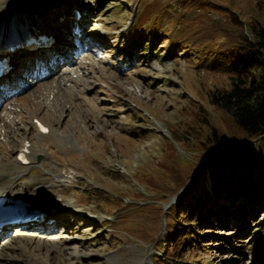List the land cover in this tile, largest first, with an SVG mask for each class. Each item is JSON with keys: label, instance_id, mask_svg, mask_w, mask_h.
I'll return each instance as SVG.
<instances>
[{"label": "rangeland", "instance_id": "obj_1", "mask_svg": "<svg viewBox=\"0 0 264 264\" xmlns=\"http://www.w3.org/2000/svg\"><path fill=\"white\" fill-rule=\"evenodd\" d=\"M206 1L212 4L209 10H184L177 0L31 3L30 16L57 42L15 61V70L0 82V165L6 164L3 181H12L14 190L21 188L30 198L22 210L36 204L39 213L47 211L43 219L4 226L0 264H176L167 249L172 218L196 233L191 249L182 253L189 263L264 264V202L261 208L253 201L247 207V199L244 208L235 194L230 202L218 201L210 218L203 214L190 221L195 219L191 214L185 221L177 206L189 202L184 188L165 201L160 190L147 188L169 142L181 158L188 157L176 141L184 138L185 118L199 105L213 112L208 93L226 83L186 55L184 42L175 41L180 29L197 21L188 33L198 38L202 28H213L214 35L225 27L231 42L240 31L213 6L232 8L244 21L260 14L252 12L257 0ZM78 4L83 6L81 35L74 36L70 12ZM192 11L191 19L181 18ZM218 22L221 31L214 27ZM34 117L56 135L40 139ZM27 141L32 153L38 151L33 165L17 160ZM206 182L212 190L210 173ZM139 191L145 197L135 198ZM108 195L122 202L116 205ZM54 205L58 210L48 215ZM149 205L162 207L160 224L151 238L134 237L133 225L153 220Z\"/></svg>", "mask_w": 264, "mask_h": 264}, {"label": "trees", "instance_id": "obj_2", "mask_svg": "<svg viewBox=\"0 0 264 264\" xmlns=\"http://www.w3.org/2000/svg\"><path fill=\"white\" fill-rule=\"evenodd\" d=\"M177 3L184 10L190 7L203 10L212 8V4L206 0H177ZM252 8V12L260 13L252 21H244L237 11L229 7L215 5L211 9L220 13L221 19L228 25L239 29L240 33L236 38H231V42L227 39V28L221 31L217 27L220 21L214 27L222 33L213 35V28L207 30V27L199 33L197 31L198 38L191 36L188 31L198 25L196 18L193 19L196 22L189 21L190 27L180 29V35L175 40L184 42L183 51L198 62L205 73L226 79L223 87L213 88L208 93V102L215 109L213 112L199 105L194 115H189L190 119L185 118L184 138L177 137L176 141L189 153L188 157L181 158L178 148L169 142V152L164 156L160 169L155 170L157 174L148 176V183L145 182L148 191H161L159 199L162 201L172 192L184 188L185 197H190L189 202L177 206L185 221L191 214L195 219L190 221L204 215L210 218L219 209L218 201L223 199L230 202L235 194L242 198L244 208L247 199L250 201L247 207L253 201L261 208L264 202V0H257ZM193 16L194 11L190 16L181 15V18L189 20ZM151 35L148 34L149 38ZM152 36L154 38L156 34ZM221 36L225 40L215 44L213 41ZM153 38L147 40V45L151 44ZM208 173L213 183L212 190L208 189L206 182ZM145 195L139 191L135 198ZM107 198L109 200L111 195ZM119 198L111 199L119 205L122 202ZM190 202L193 204L190 205ZM148 207L153 220L145 221L146 225L143 220L138 226L133 225L129 230L134 237L151 238L160 224L162 207ZM172 208L175 209V205ZM177 222L175 218L169 219V228L174 225L173 239L168 241L167 247L169 259L176 264H192L183 259L182 253L191 249L196 236L191 234L196 233L189 226ZM159 264L166 262L160 261Z\"/></svg>", "mask_w": 264, "mask_h": 264}, {"label": "bare ground", "instance_id": "obj_3", "mask_svg": "<svg viewBox=\"0 0 264 264\" xmlns=\"http://www.w3.org/2000/svg\"><path fill=\"white\" fill-rule=\"evenodd\" d=\"M35 1L36 0H0V36H2V38H5L8 36L9 28L12 26L17 27L18 30H16V31L18 32V34H21V31L23 32L24 29L27 28L29 23H31V22L35 23V19H33V17L30 16V11H31V7H32L31 3H34ZM37 2H38V0H37ZM39 25H41V24H37V25L35 24V27H38ZM39 28L38 29L36 28L37 31L41 30ZM41 31L44 35L47 33L44 30H41ZM24 35L29 36V33H27L25 31ZM40 43H41V41H38V45ZM33 96L31 98L34 100ZM6 116H7V114H6ZM39 121L40 120L38 118H35V123H36V126L38 128V133H39L40 139H46L48 137L51 138V137H53V135H56V133L54 131H52L51 128L49 129L48 132H45L44 129L38 125L37 122H39ZM24 145H25V143H23L21 148L18 150L17 160L21 162L26 157L30 163H34L33 158L37 157L35 155H38L37 154L38 151L34 150V153H32L31 148L24 146ZM4 168H6V164H5V166L0 165V176L4 171L3 170ZM0 196L7 199V204H9V205L15 204V206L20 209L18 211L19 214L24 215V214H27V212H29V211H30V213L40 212V207H37L36 204L31 205L29 207V209H31V210H29V211L28 210H22L23 208H21V207L24 204H28L30 202V198L26 197L24 195V191L21 188L14 190L13 186H12V181L4 182L2 176L0 178ZM25 216H28V215H25ZM22 220H24V219H22ZM22 223H23V221H22ZM73 253H75V252L73 251ZM86 254H89V253H85V255Z\"/></svg>", "mask_w": 264, "mask_h": 264}, {"label": "snow or ice", "instance_id": "obj_4", "mask_svg": "<svg viewBox=\"0 0 264 264\" xmlns=\"http://www.w3.org/2000/svg\"><path fill=\"white\" fill-rule=\"evenodd\" d=\"M44 131H47V129H44Z\"/></svg>", "mask_w": 264, "mask_h": 264}]
</instances>
